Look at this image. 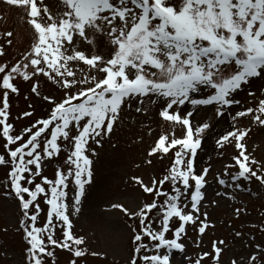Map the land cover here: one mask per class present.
Here are the masks:
<instances>
[{"label":"snow or ice","instance_id":"1","mask_svg":"<svg viewBox=\"0 0 264 264\" xmlns=\"http://www.w3.org/2000/svg\"><path fill=\"white\" fill-rule=\"evenodd\" d=\"M0 2L23 9L31 31V42L19 58L0 62V169L5 173L4 195L16 201L20 212L23 264H45L55 249L71 254L68 264L87 255L81 247L85 239L73 233L70 216L79 212L92 181L94 146H102L125 110L135 106L136 113H147L157 104L159 120L172 132L159 135L145 163L151 165V158L163 159L172 150L171 164L162 177L147 183L131 177L151 195L149 201L131 210L112 205L134 222L126 264H177V256L179 264H203L204 257L211 258L209 264H221L223 239L212 240L211 252L201 251L194 260L183 239L186 226H194L200 235L214 227L208 212L201 211L210 170L221 186L245 190L242 181H255L264 187V162L246 145L250 127L233 123L219 132L216 127L245 117L264 126V0ZM3 35L11 46L13 32ZM6 55L0 45V57ZM41 80L51 82L53 91L42 89ZM20 81L48 104L46 115L35 117L29 104V110L12 116L10 96L20 95ZM241 93L258 101L256 107H243ZM23 118H28L27 126L17 128L15 121ZM213 134L216 149L237 150L230 162L221 161L230 181L212 162L197 169L198 151ZM62 150L66 159L49 179L43 168ZM206 159L212 161L211 156ZM230 169L236 171L230 174ZM41 200L46 218L38 226L45 211ZM242 211L234 209L237 217ZM58 227L62 238L56 237ZM256 248L259 252L249 254L247 264H264V249L259 244ZM230 264L241 262L232 259Z\"/></svg>","mask_w":264,"mask_h":264},{"label":"rangeland","instance_id":"2","mask_svg":"<svg viewBox=\"0 0 264 264\" xmlns=\"http://www.w3.org/2000/svg\"><path fill=\"white\" fill-rule=\"evenodd\" d=\"M39 2V0H38ZM44 3L56 5L58 0H43ZM12 31L13 44H6L8 39L3 35L5 31ZM31 42V31L26 23V13L23 9L13 8L0 2V45L6 50V57H0V62L11 64L16 61ZM51 82L41 80V88L45 91H53L49 87ZM20 95L10 96L12 116L29 110L28 105L33 106L35 117L46 115L49 106L41 98L34 97L30 93L28 82H19ZM259 95V93H257ZM242 106L256 107L258 101L241 93ZM159 105L149 107L147 113H136L135 106L122 113V119L114 126L113 133L106 137L102 146L97 147V153L92 159V181L86 186L85 196L82 197L80 210L70 218L73 221L72 231L77 236H83L87 255L77 258L78 264H126L131 243V226L133 220L120 209L113 208L115 203L124 204L125 207L136 209L137 205L151 199L150 194H145L131 180V177L140 176L147 183L151 177L160 178L171 164L172 150L163 159L151 158L153 163H145L149 157L147 152L153 146L159 135H171L172 129L159 120L157 115ZM211 115V114H209ZM238 123L229 119L228 123L221 121L217 132L228 130L230 124L237 127H250L247 135V149L257 160L264 162V126L250 122V117L238 118ZM28 118L15 121L17 128L27 126ZM176 134L180 130L176 129ZM215 134L206 138L202 152L198 151L197 169L204 163H214V169L221 171L222 178L230 181V175L225 177L222 172V163L230 162L231 156L236 153L234 146L226 150L215 148ZM2 151V148H0ZM221 151L224 152L221 156ZM66 153L61 152L60 157L54 163L46 164L43 174L49 179L55 178V168L63 165ZM212 157V161L206 158ZM236 169H230L229 173ZM205 200L202 202L201 211L208 212V220L214 227L206 229L205 234L200 235L194 226H186L187 235L183 239L187 253L194 260L201 251L211 252V241L223 239L225 246L221 253V264H230L236 259L241 264H247L249 254L259 252L256 245L264 249V187L258 182L242 181L245 190L228 188L217 183L213 170H210L206 178ZM5 173L0 169V264H23L25 241L22 230L19 228L20 212L16 201L12 197H5L3 185ZM166 190H171L165 184ZM69 201L72 195V185L69 184ZM220 193V195H217ZM231 193V195H226ZM234 197V198H233ZM163 200V197L160 198ZM215 200L213 205L211 201ZM41 207L45 210L40 213L38 226L45 221L47 206L41 200ZM244 209L240 216L235 215L234 209ZM70 212L71 207H70ZM240 232V236L235 233ZM171 236V231L167 234ZM56 237L62 238V231L56 229ZM200 240L199 246L196 241ZM92 252L104 253L103 256H93ZM71 254L67 250L55 249L54 258H45V264H68ZM177 264L180 257L177 256ZM210 257L203 258V264H209Z\"/></svg>","mask_w":264,"mask_h":264}]
</instances>
